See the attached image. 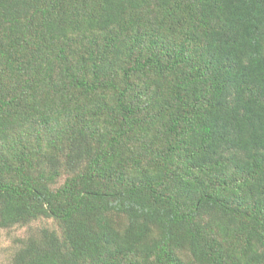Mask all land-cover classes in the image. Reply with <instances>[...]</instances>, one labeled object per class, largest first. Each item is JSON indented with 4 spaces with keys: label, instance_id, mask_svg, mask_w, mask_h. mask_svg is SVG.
<instances>
[{
    "label": "trees",
    "instance_id": "obj_1",
    "mask_svg": "<svg viewBox=\"0 0 264 264\" xmlns=\"http://www.w3.org/2000/svg\"><path fill=\"white\" fill-rule=\"evenodd\" d=\"M43 219L11 264H264V0H0V230Z\"/></svg>",
    "mask_w": 264,
    "mask_h": 264
},
{
    "label": "rangeland",
    "instance_id": "obj_2",
    "mask_svg": "<svg viewBox=\"0 0 264 264\" xmlns=\"http://www.w3.org/2000/svg\"><path fill=\"white\" fill-rule=\"evenodd\" d=\"M64 178L61 180L63 183ZM57 229V224L52 220H39L31 227H16L13 229L0 230V264H11L12 258L18 249L19 241L27 237L30 232L39 231L41 228Z\"/></svg>",
    "mask_w": 264,
    "mask_h": 264
}]
</instances>
